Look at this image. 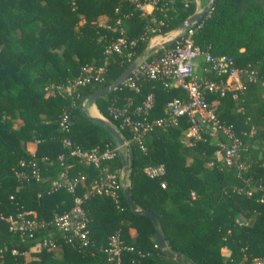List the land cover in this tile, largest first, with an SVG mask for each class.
Here are the masks:
<instances>
[{"label":"trees","instance_id":"1","mask_svg":"<svg viewBox=\"0 0 264 264\" xmlns=\"http://www.w3.org/2000/svg\"><path fill=\"white\" fill-rule=\"evenodd\" d=\"M140 1L151 2L152 12L130 0H0V247H8L0 252V264H264V0H216L193 35L202 50L229 55L236 66L256 72V79L243 76L238 98L209 96L218 98V116L241 140L234 163L216 156L217 150L225 151L220 142H229L224 134L187 141L186 118L177 125L166 120V103L188 96L173 81L143 76L139 88L121 84L96 102L129 141L119 150L131 165L133 199L157 216L170 251L181 253V259L163 251L152 219L131 209L122 187L119 207L113 197L96 191L105 172L122 170L121 152L97 167L72 154L65 143L70 138L83 149L99 151L117 146L110 130L88 116L83 101L148 51L154 35L177 28L197 9L195 0ZM120 36L133 44L121 53L107 52L109 42ZM89 65L104 67L99 80L70 94L53 88ZM205 65L198 57L196 72L203 74ZM149 94L154 102L146 118L154 122L138 141L107 107L123 106L131 97L135 109ZM63 114L69 117L68 129L61 125ZM33 162L40 168L39 179L33 176ZM240 163L246 167L240 169ZM156 165H163V172L149 175L146 168ZM61 172L77 179L73 191H50ZM77 196L86 212L89 243L72 246L51 221ZM30 210L43 222L32 236L12 230L2 217ZM113 235L123 244L119 259H110L107 251ZM44 239H56L61 256L39 248Z\"/></svg>","mask_w":264,"mask_h":264},{"label":"built area","instance_id":"2","mask_svg":"<svg viewBox=\"0 0 264 264\" xmlns=\"http://www.w3.org/2000/svg\"><path fill=\"white\" fill-rule=\"evenodd\" d=\"M130 1L136 2V5L142 9L148 3L140 0ZM202 25V20L190 24L185 33L171 45L163 47L159 54L149 56L140 62L122 84L137 89L139 88L138 81L141 77L149 76L151 78H164L166 83L173 81L180 85L186 90L188 96L185 99L176 97L166 103V120L177 125L180 119L185 117L189 124L186 130L187 137L193 140H206L208 137L219 139L224 134L229 141L227 146L220 142L225 151L223 153L219 149L215 153L217 158L230 165L239 157L241 140L234 131L233 126L222 121L218 116L215 109L219 102L217 97L231 93L233 98H238L244 92L243 76L247 75L249 78L256 79V72L236 66L233 57L229 55H214L195 45L193 35ZM129 43L133 44V41L128 42L125 36H120L109 42L106 51L109 53H121ZM127 55L130 56L131 53L127 52ZM198 57H203L206 62L203 67V74L197 73L195 70ZM103 70L104 67L102 66H86L80 76L75 79H69L66 83L54 85L53 88L60 93L70 94L79 85L92 80H99ZM210 95L217 97L209 99ZM153 102L154 95L149 94L142 105L133 109V100L130 97L125 105L117 107L111 104L108 105L107 110L114 119H120L123 125L129 126L133 133V138L140 141L154 122L151 123L146 118V114ZM163 121L164 119H156L155 122L163 123ZM61 125L65 129L69 128V117L67 114H63ZM65 143L70 146L72 154L93 163L97 167H101L103 160L111 158L119 150V146L112 149L107 148L103 151L98 149L86 150L78 144H74L70 138H66ZM238 167L243 169L246 165L240 163ZM32 171L34 177L37 179L41 178L40 168L36 162L32 163ZM146 172L151 176L158 175L163 172V165L148 166ZM76 184L77 179L69 177L67 172H61L51 182L50 191L58 190L61 187L73 191ZM95 189L98 193L110 195L118 203L121 191L120 173L105 172L97 181ZM10 197L14 198V195L12 194ZM2 217L10 223L12 230L31 236L43 225V222L38 221L36 218V212L32 210ZM51 223L61 230V238L72 246L77 244L87 245L89 243L86 212L82 206L81 197H75L73 206L68 211L56 214ZM37 246L39 248L56 249L59 248L60 243L56 239H44L39 241ZM7 248V246L0 247V252ZM122 249L123 244L119 236H111L107 249L110 259H119ZM12 250L14 252L17 251L15 247ZM260 263H262V260L256 264Z\"/></svg>","mask_w":264,"mask_h":264},{"label":"water","instance_id":"3","mask_svg":"<svg viewBox=\"0 0 264 264\" xmlns=\"http://www.w3.org/2000/svg\"><path fill=\"white\" fill-rule=\"evenodd\" d=\"M215 1L216 0H209V2L201 10L195 11L193 14L188 16L182 23H180L178 27L175 28V30L178 31V33L175 36L171 38H167V40H165L164 42H160L154 46H149L148 51L136 56L133 59V61L130 63V65L124 70V72L119 77H117L109 85L99 88L98 90L94 91L87 98L88 102L91 104H94L97 102V100L100 97L118 88L124 82V80L135 70V68L138 66L140 62L148 58L155 50L171 45L174 41H176L179 37H181L185 33V30L190 24L201 20L203 16L213 7V4ZM88 116L100 122L102 125H104L107 129L110 130V132L113 134V136L117 140V146L119 145L121 147H129L128 140L124 138L121 131L118 129V127L113 122L106 119L105 117L104 118L97 117V116H92L89 114ZM118 151L121 152L120 150ZM121 158H122L123 167H122V170L120 171V183H121L122 190L124 192L125 198L129 206L135 212L144 213L152 219L155 227L157 228L156 237L163 251H165L166 253L170 255L177 257L178 259H181L182 258L181 253L179 252L172 253L170 251L168 242L166 241L162 231L159 229V222H158L157 216L152 211L147 210V209H142L137 206L128 188L130 184L129 173H130L131 165H130V162H128V160L126 159V155L122 152H121ZM190 264H196V263L192 262Z\"/></svg>","mask_w":264,"mask_h":264},{"label":"crops","instance_id":"4","mask_svg":"<svg viewBox=\"0 0 264 264\" xmlns=\"http://www.w3.org/2000/svg\"><path fill=\"white\" fill-rule=\"evenodd\" d=\"M195 1L197 3L196 11L201 10L202 9L200 6L201 0H195ZM153 8H154L153 4L148 2L144 5L143 9L145 12L150 13V12H152ZM106 20H107V17H105V16L100 18L101 23L106 22ZM177 33H178V31L173 29V30H171L165 34H159V35H161L160 41L154 42L153 41L154 38H151L149 46H154L160 42H164L165 40H167V38H171V37L175 36ZM82 105H83V108L87 114L92 115V116H97V117H103V118L105 117V115L100 111L97 103L91 104L88 102L87 99H85L83 101ZM185 135H187V134H185ZM187 141H189V138Z\"/></svg>","mask_w":264,"mask_h":264},{"label":"rangeland","instance_id":"5","mask_svg":"<svg viewBox=\"0 0 264 264\" xmlns=\"http://www.w3.org/2000/svg\"><path fill=\"white\" fill-rule=\"evenodd\" d=\"M208 2H209V0H201V3H200L201 8H203ZM152 38H154V39H153L154 42H157V41H160V39H161V35L156 34V35H154ZM105 118L108 119L106 116H105ZM108 120H109V119H108ZM19 122H20V120H16V124H18ZM184 139H185V140H188L187 135L184 136ZM127 155H128V150H127ZM54 252H55L56 255L61 256V254H62V249H61V248H56V249L54 250ZM222 252H223V254H225V255H228V254H229V251H228L226 248H223ZM26 258H27V260L31 258V254H30L29 251L26 253Z\"/></svg>","mask_w":264,"mask_h":264},{"label":"bare ground","instance_id":"6","mask_svg":"<svg viewBox=\"0 0 264 264\" xmlns=\"http://www.w3.org/2000/svg\"><path fill=\"white\" fill-rule=\"evenodd\" d=\"M121 149H122V147L121 146H119Z\"/></svg>","mask_w":264,"mask_h":264}]
</instances>
